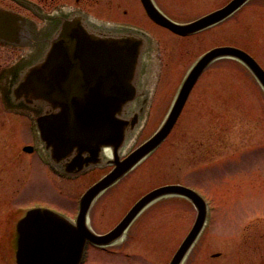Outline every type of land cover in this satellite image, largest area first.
<instances>
[{
    "label": "rangeland",
    "instance_id": "374dc122",
    "mask_svg": "<svg viewBox=\"0 0 264 264\" xmlns=\"http://www.w3.org/2000/svg\"><path fill=\"white\" fill-rule=\"evenodd\" d=\"M157 1L180 21L194 22L232 0H197V5L194 0ZM137 10L140 16V7ZM134 26L147 31L154 41L137 71V108L140 106L144 113L127 132L130 142L122 158L160 129L186 76L208 50L237 46L264 67V0H249L224 21L190 36L175 35L144 18H137ZM26 50L0 42V241L5 239L6 225L17 222L22 209L45 207L62 214L76 213L78 199L113 168L106 158L81 174L66 176L50 159L36 125V112L43 113L47 108L33 105L32 95L18 94L21 77L28 73L24 71L29 64L18 66L28 56ZM11 78V85V81L7 85L3 82ZM26 146H32L33 152L25 151ZM126 176L117 189L100 197L93 211L96 221L107 217L112 220V216L120 220L126 209L116 202L129 197V193L141 195L157 186L183 184L211 196L219 210L227 213L225 223L234 225L245 214L251 223L261 220L258 225L251 224V243L260 246H250L248 256L264 259L263 87L240 61L216 60L196 83L172 133ZM159 208H152L147 215ZM157 212L151 215L155 221L161 218V212ZM148 221L149 217L144 223L153 224ZM172 225L170 238L188 231L187 222L186 226L183 222ZM228 229L222 232L226 234ZM223 250L224 255H241L236 245L225 247L212 242L203 247L208 254Z\"/></svg>",
    "mask_w": 264,
    "mask_h": 264
},
{
    "label": "water",
    "instance_id": "95a60500",
    "mask_svg": "<svg viewBox=\"0 0 264 264\" xmlns=\"http://www.w3.org/2000/svg\"><path fill=\"white\" fill-rule=\"evenodd\" d=\"M247 0H233L226 7L196 22L180 25L163 16L151 0H143L151 17L173 32L187 35L222 22ZM16 18L0 11V30L6 23L10 38L17 35ZM73 25L67 24L60 39L38 66L31 67L20 84L25 94L43 100L54 111L38 119L40 137L52 159L66 170L81 171L100 161V151L111 150L114 169L94 184L81 198L77 227L47 208L29 210L18 222L19 264H78L83 246L92 235L87 227V214L93 200L155 151L176 125L195 84L205 69L221 58L236 59L245 64L264 88V69L245 51L222 46L205 53L184 80L176 100L160 129L124 160L119 149L125 142L129 122L116 115L123 112L135 92L129 81L134 76L139 56V40L124 44L102 43L80 38ZM80 41L82 45L75 47ZM139 61V60H138ZM31 151L32 148H27ZM86 156V157H84ZM182 193L203 208L201 197L179 185L158 188L143 198L122 226L129 224L138 210L161 194ZM204 213V212H203ZM201 212L188 240L197 237L202 227ZM186 246H184L185 248Z\"/></svg>",
    "mask_w": 264,
    "mask_h": 264
},
{
    "label": "flooded vegetation",
    "instance_id": "af4514ba",
    "mask_svg": "<svg viewBox=\"0 0 264 264\" xmlns=\"http://www.w3.org/2000/svg\"><path fill=\"white\" fill-rule=\"evenodd\" d=\"M151 1L171 21L180 24L193 22L180 21L163 10L157 0ZM194 2L197 5V0ZM177 3L180 4L181 1ZM138 7L141 9L140 16L136 14ZM0 11L8 12L17 20L15 25L17 35L14 39L8 35L6 31L8 27L3 22L4 26L0 30V42L4 46L9 45L25 50L30 47L28 51L26 50L28 56L23 57L19 67L27 64H31L28 67L40 65L55 46L56 41L60 39L67 24L75 27L76 32L72 34L80 38L91 39L93 42L122 45L127 40L129 42L134 39L139 40V61L137 60V62H140L142 58L144 60V56L150 51L154 41L147 31L134 26L137 18H144L159 28L175 34L153 20L142 0H0ZM196 20L197 18L194 21ZM80 45H82L80 41L74 43L75 47ZM138 79L135 71L130 80L137 91L134 103L138 98ZM4 81L7 85L11 79L9 81L4 79ZM33 105L38 106L39 101H35ZM132 109H127V115L131 114ZM139 111L140 113H138ZM141 111L142 109L138 107V110L136 109L133 113L139 115ZM101 178L99 177L96 182ZM126 178L127 176L121 177L118 182L93 200L87 215V225L92 233V238L85 241L78 264H264L263 256L255 255L252 258L248 256L250 246L251 248L260 246V244L251 243L249 235L251 224L258 225L261 220L256 219L251 223L248 214H245L240 215L234 225L225 223V218L228 217L227 213L219 210L214 199L206 194H203V208H198L192 198L182 193L157 195L138 210L129 224L122 226L129 214L145 196L162 187L157 186L141 195L129 193V197H121V200L116 204L121 209H126V212L120 220L116 221L112 216V220L107 217L98 218L96 221L93 211L100 197L107 194L109 190L117 189V186ZM114 194L117 195V193ZM154 207H160L156 212H161V218L156 221L155 217L151 216L156 212L147 215ZM187 209L188 215H186ZM171 211L173 212L171 213ZM78 212L79 199L76 213L67 215V219L72 224H76ZM201 212L204 213L200 233L198 237L196 234L193 239L188 240L193 228L197 226ZM148 217V222L153 224L144 223ZM181 222L184 226H186V222L188 223V231L179 234L175 239L170 238V226ZM228 225L233 227L228 229ZM6 228L5 239L0 241V259L3 264H19L18 223L7 224ZM226 229L228 231L225 234L222 230ZM212 242L225 245V247L236 245L237 248H240L241 255L234 256L232 253L224 255L226 250L212 254L203 251V247H207ZM184 246L186 247L184 248Z\"/></svg>",
    "mask_w": 264,
    "mask_h": 264
},
{
    "label": "bare ground",
    "instance_id": "6f19581e",
    "mask_svg": "<svg viewBox=\"0 0 264 264\" xmlns=\"http://www.w3.org/2000/svg\"><path fill=\"white\" fill-rule=\"evenodd\" d=\"M28 49L30 48V47H27ZM31 65V64H30ZM30 65H28V66H30ZM28 69H29V67L28 68H26V70L24 71V72H27L28 71ZM21 77V76H20ZM24 77V76H23ZM23 77H21V81H23ZM22 93H24V91H23V89L22 88H20L19 89V93L18 94H22ZM130 142V136L128 137L127 136V139H126V143H125V145H124V147H126L127 146V144ZM112 156V154H108V157H111Z\"/></svg>",
    "mask_w": 264,
    "mask_h": 264
}]
</instances>
